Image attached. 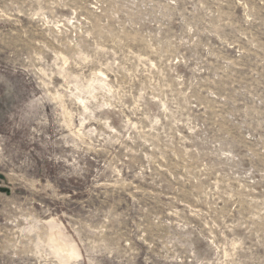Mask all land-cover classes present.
I'll return each mask as SVG.
<instances>
[{"label":"rangeland","instance_id":"374dc122","mask_svg":"<svg viewBox=\"0 0 264 264\" xmlns=\"http://www.w3.org/2000/svg\"><path fill=\"white\" fill-rule=\"evenodd\" d=\"M0 264H264V0H0Z\"/></svg>","mask_w":264,"mask_h":264}]
</instances>
